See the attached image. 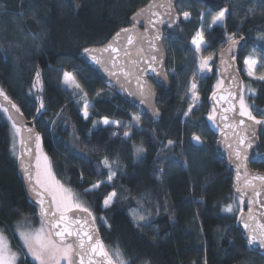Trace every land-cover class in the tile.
<instances>
[{
	"label": "trees",
	"instance_id": "obj_1",
	"mask_svg": "<svg viewBox=\"0 0 264 264\" xmlns=\"http://www.w3.org/2000/svg\"><path fill=\"white\" fill-rule=\"evenodd\" d=\"M148 1L0 0V89L35 121L54 176L89 208L109 250L118 247L131 264H264V254L251 249L238 226L241 199L218 156L219 130L209 119L214 117L210 97L221 80L216 60L209 74L194 73L191 40L209 7L180 0L178 12H188L189 19L164 31L172 88H158L159 123L77 59L83 48L107 42ZM227 9L224 23L205 31L204 54L216 58L233 34L247 40L236 59L244 99L253 115L264 119V80L256 78L264 69L252 77L244 72L248 55L264 65V40L257 39L264 35V0H229ZM65 73L74 83H65ZM193 80L198 82L195 100L188 87ZM104 119L115 123L104 125ZM12 126L0 108V229L18 241L16 224L37 223L40 217L19 176ZM260 140L251 165L264 171V133ZM137 146L144 152L137 155ZM105 158L116 173L111 182ZM97 183L98 189L85 194ZM113 191L117 196L105 208L103 201ZM229 206L232 211L225 210ZM134 211L147 222L135 224ZM25 252L20 262L37 264Z\"/></svg>",
	"mask_w": 264,
	"mask_h": 264
},
{
	"label": "water",
	"instance_id": "obj_2",
	"mask_svg": "<svg viewBox=\"0 0 264 264\" xmlns=\"http://www.w3.org/2000/svg\"><path fill=\"white\" fill-rule=\"evenodd\" d=\"M179 1L149 0L144 6L136 10L129 17L128 24L116 31L107 42L86 47L99 50L93 55L101 60V64H96L90 56H87L84 53L85 48L77 55V59L89 66L106 87L135 107L141 115L147 116L152 123H159L162 119V112L158 105L160 98L158 88L163 91H169L172 88L167 67L168 53L164 45V31L165 29H173L181 22L182 15L177 9ZM200 1L214 11L227 8L229 3V0ZM169 3H171L170 8L168 7ZM150 6L151 11H146L138 20H133L137 12L141 9H149ZM152 13H157V15H152ZM149 19L152 21L151 23H149ZM125 28L131 29V33L121 31ZM117 33H120L119 37H117ZM129 34L133 35L134 38L131 45L127 42ZM237 41L239 43L235 46L227 43L216 56V68L223 83L212 93L210 103L215 113L212 122L219 130L216 144L218 156L231 172L233 192L241 199L242 211L238 217V226L248 240L249 230L244 227L245 223H248L250 227L264 223V181L254 179L256 176H264V171L256 170L251 165V161L257 156L261 145L260 137L264 133V125H257L254 121L248 120L247 117L239 115L238 97L241 90H243L244 96V80L238 69L236 59L246 47L247 40L240 38ZM110 44L118 51L112 52L111 49L103 51ZM230 47L231 52L228 51ZM125 52L130 53V55H125ZM0 105L8 109L7 115L12 116V123L15 121L16 126L20 128L19 157L17 160L19 176L27 198L37 207L40 217L39 198L31 191L30 184L21 167V159L25 164L30 163L34 177L31 184L35 185L36 157L39 148H41L39 132L35 121L28 119L8 96L7 99L0 96ZM12 105L16 107L13 108ZM17 108L19 112L16 111ZM229 108L232 110L226 111ZM223 117H227V119ZM239 120H244V124L239 125ZM226 125H230V127H226ZM253 130L255 136L252 135ZM241 137H246L244 145L239 143ZM249 141L252 144L250 148L246 147ZM237 150L241 153L240 159L236 158L235 152ZM246 181H251L252 185L255 186V191L247 186ZM36 187L37 191L41 193V198L45 200V207H47L50 197L44 194L43 189L38 185ZM237 188L240 191H237ZM257 192L259 195H256ZM68 215L70 217L75 215L81 221L87 218L89 224L85 227L98 230L97 234L102 239L96 222L92 224L91 217H88L87 213L74 210ZM250 216L253 219H249ZM249 245L254 252L264 254V247L260 245L259 240Z\"/></svg>",
	"mask_w": 264,
	"mask_h": 264
},
{
	"label": "snow or ice",
	"instance_id": "obj_3",
	"mask_svg": "<svg viewBox=\"0 0 264 264\" xmlns=\"http://www.w3.org/2000/svg\"><path fill=\"white\" fill-rule=\"evenodd\" d=\"M168 7H171V3H169ZM146 11H151V6L149 9H141L139 12H137L133 17V20H138L144 15ZM253 11V8L248 9L249 13H252ZM228 12L229 10L224 8L216 15L212 16L211 25L223 24ZM152 15H157V13H152ZM183 16L184 19L187 20L189 18V13L184 12ZM151 22L152 21L149 19V23ZM121 31L124 33H131L132 30L125 28ZM234 35L235 34L228 38V42L231 46H235L239 43V41L234 39ZM119 36L120 33H117V37ZM156 38L158 39L159 37L157 36ZM241 39H243V37H241ZM257 39L264 40V35L257 37ZM127 42L130 45L133 44V35L129 34L127 36ZM192 43L196 46V51L199 52L202 45L205 43L202 31L197 32L196 36H194L192 39ZM109 49H111L112 52L118 51V49L112 47L111 44L103 51H109ZM96 51L99 50L88 48L84 49V53L87 56H90L96 64H101V60L97 59L93 55V53ZM228 51L231 52V47L228 49ZM125 55H130V53L125 52ZM208 59H211V57ZM208 59H201V72L205 70L210 71ZM153 60H155V57H153ZM244 64L247 67L248 76H255V68L257 67L258 61L255 58L249 56L244 59ZM153 71H155V69H153ZM36 75L37 78H39V72H37ZM256 78L264 80V75H260ZM70 82L74 83V80H71L69 74L65 73V83L67 84ZM75 87L79 89L80 85L75 83ZM191 89L193 90V100H195V83L191 85ZM0 96H4V98L7 99V96L2 89H0ZM238 99L240 105L239 115L242 117H247L248 120L254 121L257 125H264V119H257L256 116L253 115L252 109L245 102L243 90H241ZM43 106V102L41 101L40 107L43 108ZM12 107L15 108L16 106L12 105ZM87 107L88 105L85 104V117H87ZM0 108H2L5 113L8 112V109L3 105H0ZM39 110L40 109H37L38 112ZM231 110L232 108L226 109V111ZM16 111L19 112V109L17 108ZM190 111L191 107L189 108V112ZM184 115L187 116L188 112H185ZM261 115L264 116V113ZM223 118L227 119V117ZM8 119L12 120V116L9 115ZM135 119L138 120V118ZM209 119L211 120L213 118L210 116ZM103 123L108 124L109 121L105 119ZM238 124L243 125L244 120H239ZM226 127H230V125H226ZM13 128L16 129L17 133L20 132V128L16 126L15 121H13ZM124 135L127 137L128 133L125 132ZM252 135L255 136L254 130ZM193 139L199 141L200 137L196 136L193 137ZM245 140L246 137H241L239 143L244 145ZM168 143L171 145L172 141H169ZM246 147H252L251 141L247 143ZM143 152V146L136 147L137 155ZM13 154L15 153L13 152ZM235 155L237 159H240V151L237 150ZM41 158L44 161L43 166L41 165ZM103 165L109 169L108 182H111L116 173L111 170V165L107 158H105L103 161ZM21 167L27 181L30 184L31 191L34 192L39 198L38 204L40 206L41 225L39 228H31L26 227L25 224H16L14 234L19 235V239L22 241L21 247L26 249V252L24 253L25 257L30 255L33 261L38 262V264H131L130 260L124 257L123 253L118 247L111 250L108 249L103 240L100 239L99 235L97 234L98 230L91 227H85L89 224V220L87 218H84L83 221H81V219L75 215L72 217L68 215L69 212L78 210L79 212L87 213L88 217H91L92 224L95 223L96 219L94 216H92L89 208L79 200L77 194L74 193L71 188L65 187L59 180L55 178L51 172V167L48 163L47 156L36 157L35 185L31 184L34 177L30 163L25 164L21 159ZM254 179L264 181V176H256ZM246 184L248 187H251L253 191H255V186L252 185L251 181H246ZM37 185L43 189L44 194L50 197L47 207H45V200L41 198V193L37 191ZM100 186V183L93 184L90 189H85V194L98 189ZM237 191H240V189L237 188ZM256 195H259V193L257 192ZM116 196L117 193L115 191L109 193L103 201V206L105 208L109 207V205L113 202V198ZM225 210L232 211V208L229 206ZM249 211L251 212V209H249ZM101 219L103 218L101 217ZM144 219L145 217L142 215L138 217V221H143ZM249 219H253V217L250 216ZM138 226H140L139 223ZM46 227L47 231H45ZM244 227L249 230L247 241L248 244H252L259 240L260 245L264 247V223H258L251 227L248 223H245ZM19 260L20 253L12 249L8 236L5 234L3 229H0V264H17ZM20 264H27V261H21Z\"/></svg>",
	"mask_w": 264,
	"mask_h": 264
},
{
	"label": "rangeland",
	"instance_id": "obj_4",
	"mask_svg": "<svg viewBox=\"0 0 264 264\" xmlns=\"http://www.w3.org/2000/svg\"><path fill=\"white\" fill-rule=\"evenodd\" d=\"M219 11H221V10H219ZM219 11H214V10H212V9H210V8H208V9H206L205 11H203L202 12V26H201V28L197 31V32H200V31H202L203 32V35H204V41H205V43H204V45H202V47H201V50L199 51V52H197L196 51V46L192 43V40H191V49H192V57H193V65H195V69H194V73H195V71H198V73H199V75H201V76H205L206 74H209L210 73V71H208V70H205V71H203V72H201V70H200V63H201V59L203 58V59H208L209 57H211V59H208V66H209V68H210V70H211V68H212V63H213V61H215L216 60V58H215V56H213V54H204V50L206 49V47H207V41H206V39H205V31H207V30H210L214 25H211V20H212V16H214V15H216ZM226 16H227V14H226ZM182 19H184V16H182ZM189 19V18H188ZM224 23V22H223ZM197 32L194 34V36H196V34H197ZM193 36V37H194ZM193 39V38H192ZM249 56H251V57H253V58H255L257 61H258V64H257V67L255 68V76H256V72L257 71H262L263 69H264V65H261V62L256 58V57H254V56H252V55H248V56H246V57H249ZM245 57V58H246ZM169 71V70H168ZM244 72H245V74H247V67H246V65L244 64ZM197 75V74H196ZM248 75V74H247ZM198 76V75H197ZM194 77H195V75H194ZM199 79V76L197 77V80ZM193 83H195L196 84V89L194 90L195 91V94H197V89H198V82L197 81H190L189 82V85H188V87H189V89L191 90V91H193L192 89H191V85L193 84ZM219 84H218V86H217V88L218 87H220V86H222V80H220L219 82H218ZM246 102V101H245ZM247 103V102H246ZM87 105L89 106L90 105V103H87ZM249 106H250V104H248ZM84 113H85V111H84ZM89 111L87 110V117L89 116ZM214 115H215V113H214ZM85 116V115H84ZM105 120V119H104ZM103 120V121H104ZM108 121H109V123L108 124H112V123H115V121L114 120H111V119H107ZM104 124V123H103ZM108 124H104V125H108ZM13 127V126H12ZM14 131H15V138H16V145L18 146V144L20 143V132L19 133H17L16 132V129H14ZM38 156H41V157H43V156H46L44 153H43V151L41 150V148H39V150H38ZM43 163H44V161H43V159L41 158V165L43 166ZM48 163H49V165H50V161H49V159H48ZM51 167V166H50ZM51 172H52V170H51ZM52 174H53V172H52ZM54 175V174H53ZM56 178V177H55ZM64 185V184H63ZM65 187H67L66 185H64ZM75 193V192H74ZM80 200V199H79ZM81 201V200H80ZM82 202V201H81ZM144 216L143 214H141L140 212H138V211H134L133 213H132V216H133V219H134V222H135V224H142V223H146L147 222V218L145 217V219L143 220V221H138V217L139 216ZM134 217H137V218H134ZM41 225H40V222H37V223H34V222H32V223H30V224H27L26 225V227H31V228H39ZM45 231H47V227L45 228ZM5 234L8 236V239H9V241H10V243H11V246H12V249L14 250V251H16V252H18V253H20V260H21V258H22V256H23V248L21 247V243H22V241H20V239H19V235L17 234V238H18V241H16V240H14V239H12L6 232H5ZM31 259H32V257H31ZM20 260L17 262V264H19V262H20ZM37 264H38V262H36Z\"/></svg>",
	"mask_w": 264,
	"mask_h": 264
}]
</instances>
